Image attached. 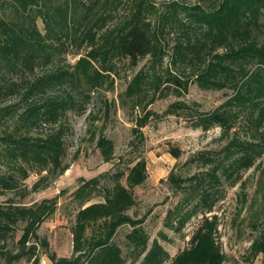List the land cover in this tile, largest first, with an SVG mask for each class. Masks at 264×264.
Instances as JSON below:
<instances>
[{"label":"trees","instance_id":"obj_1","mask_svg":"<svg viewBox=\"0 0 264 264\" xmlns=\"http://www.w3.org/2000/svg\"><path fill=\"white\" fill-rule=\"evenodd\" d=\"M121 1L0 0V196L13 195L0 202V264H40V247L53 264H233L216 240V218L206 214L264 156V0H168L160 9L153 0H131L123 13ZM70 54L79 56L72 65ZM146 58L119 95L133 115L134 151L144 148L143 128L158 118L149 108L157 100L181 97L191 83L226 92L213 110L185 101L167 110L204 132L220 128L227 142L192 157L201 170L172 171L167 179L180 198L165 226L180 232L194 216L204 219L189 248L175 256L152 238L146 217L130 214L137 205L134 189L148 178L141 157L83 180L72 195L78 205L72 255L57 257L38 232L56 212L57 199L23 201L69 169L70 113L85 114L115 90L123 64L136 68ZM103 110L108 121V98ZM97 147L105 162L114 160V142L101 132ZM174 155L180 156L177 149ZM34 173L39 179L29 187ZM124 227L129 230L121 241ZM254 229L249 264L261 255L264 262V222Z\"/></svg>","mask_w":264,"mask_h":264},{"label":"rangeland","instance_id":"obj_2","mask_svg":"<svg viewBox=\"0 0 264 264\" xmlns=\"http://www.w3.org/2000/svg\"><path fill=\"white\" fill-rule=\"evenodd\" d=\"M160 9L168 0H153ZM131 0L121 1V13L128 10ZM43 28V23L39 20ZM82 54L85 50H82ZM78 55L70 54L67 63L74 64ZM148 58L140 62L136 68L123 64L121 74L115 83V90L105 92L101 99L90 105L85 114L70 113L69 122L72 127L67 137L68 152L66 163L69 169L40 191L33 192L23 203L31 206L47 200L57 199L56 212L46 219L40 229L39 235L49 242V252L57 257H70L73 252L72 225L77 213V203L72 195L82 184L101 174L115 172L125 168L127 163L133 165L136 160L144 157L147 162L148 178L144 184L134 189L137 205L130 214L137 217H146L145 227L152 238L158 237L164 247L172 256L181 253L190 246V239L202 223L204 216H194L185 227L176 232L165 226L167 214L180 198L167 179L172 171L176 173L192 174L200 168L191 161L192 157L203 151H219L227 144L221 138V129L214 128L208 132L193 128L188 122L175 115H169V106L176 101L197 103L201 110H213L226 100L225 91H212L201 89L197 84L191 83L189 90L181 97L170 95L157 100L149 108L158 118L152 119L143 128L146 137L145 146L140 151H134L130 142L133 138V115L128 108L119 101V95L125 91L128 81L146 64ZM112 103L111 117L107 121L104 116V100ZM94 111L95 116L90 112ZM98 117V120H94ZM100 132L114 142L115 156L112 162H105L97 147ZM96 135V136H94ZM177 149L179 157L174 155ZM123 159L121 166H118ZM201 170V169H200ZM39 179L31 174L26 180L29 187ZM125 184V180L122 181ZM12 194L0 196V202L5 201ZM94 199L92 202H97ZM207 217H215L217 225L215 236L228 260L233 264H249L246 262L247 253L253 238L257 235L254 224L264 222V156L244 175L242 180L234 187L226 188L224 197L216 204L213 212ZM129 227H124L118 235L119 240L124 239ZM167 235L162 238L161 233ZM22 231L19 230L17 238ZM40 264H53L49 254L43 247L39 252ZM16 264H31L23 259ZM253 264H264L263 256H259Z\"/></svg>","mask_w":264,"mask_h":264}]
</instances>
